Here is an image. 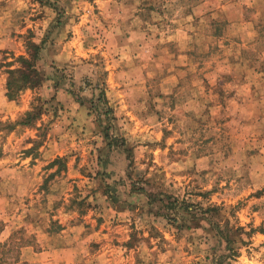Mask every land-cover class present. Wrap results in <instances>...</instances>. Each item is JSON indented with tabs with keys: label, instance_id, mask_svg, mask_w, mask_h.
I'll return each instance as SVG.
<instances>
[{
	"label": "rangeland",
	"instance_id": "obj_1",
	"mask_svg": "<svg viewBox=\"0 0 264 264\" xmlns=\"http://www.w3.org/2000/svg\"><path fill=\"white\" fill-rule=\"evenodd\" d=\"M51 2L0 0V121L42 108L0 130V241L30 240L22 264H264V0ZM29 40L43 81L10 100Z\"/></svg>",
	"mask_w": 264,
	"mask_h": 264
},
{
	"label": "trees",
	"instance_id": "obj_2",
	"mask_svg": "<svg viewBox=\"0 0 264 264\" xmlns=\"http://www.w3.org/2000/svg\"><path fill=\"white\" fill-rule=\"evenodd\" d=\"M41 4H50L53 3L51 0H36ZM28 46V54L29 56L21 55L17 58V61L20 62V66H17L15 68H11L8 70L9 76L6 83L7 88V96L10 100H17L22 91L31 88L35 89L38 86L42 84L43 77L42 73L40 72L37 62L40 59V52L42 50L41 44L36 43L33 40H29L27 43ZM9 65H13L12 62L9 63ZM42 115V108L41 107H33V109L28 110L25 112V114L17 121L14 122H8L3 123L0 121V130H7L12 131L16 128V126H34L36 122L41 118ZM31 150V149H30ZM63 157H57L51 165L60 164V166L63 165ZM66 166V165H65ZM4 230V222L0 221V237ZM221 231V230H220ZM18 233H21V231H16ZM15 233V232H14ZM227 242L229 243L231 239L227 235ZM225 238V237H224ZM8 242H2L0 241V264H3L6 260L4 257L6 253V249L9 247H13L17 251V257L15 260L16 264H22L21 259V252L22 248L31 245V242L29 239H26V236L19 237V239H16L14 243L7 245ZM232 249V247H229ZM9 250V249H8ZM237 255L236 253H234ZM223 261H216V264H221Z\"/></svg>",
	"mask_w": 264,
	"mask_h": 264
}]
</instances>
